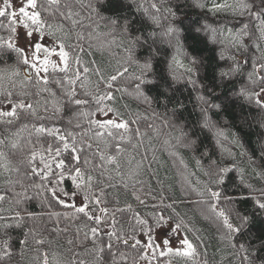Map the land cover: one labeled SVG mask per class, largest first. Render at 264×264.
<instances>
[{
    "label": "trees",
    "instance_id": "16d2710c",
    "mask_svg": "<svg viewBox=\"0 0 264 264\" xmlns=\"http://www.w3.org/2000/svg\"><path fill=\"white\" fill-rule=\"evenodd\" d=\"M218 1L199 0L204 4L203 8L196 7V0H80V3H73V12L79 13L78 16H73V19L79 23L77 26H66L61 35L69 46L66 50L70 53V59L75 53L80 56L82 64L90 69L87 74L81 76L84 87H80L81 82L76 84L77 98L88 100V103L73 106L71 112L61 111L56 114L57 118L54 120L38 121L35 117L29 119L22 117L12 127L0 124V139L7 138L10 142L19 145L18 150H12L9 145L4 148V151L9 152L13 165L19 166L21 173L29 167L30 151L35 150L38 153L37 164L40 166L39 154L43 153L48 145L55 147L58 143L46 133H36L33 125L43 124L46 128L57 127L62 131L67 129L77 134L85 133L84 142L92 143L93 150H99L106 155L117 156L112 145L119 143L124 149V152L118 156L120 168L117 169L114 164L105 163L102 177L97 172L92 173L93 176L102 180V186L109 183L116 185L107 189L109 195L106 197L111 201L107 204L110 215L106 219L111 224L114 218L115 224L111 228L108 225L102 227L109 231L123 230L131 233L134 223L133 213L139 212L147 217V214L152 211V205L159 204L163 197L164 205H172L165 215L173 216L174 223L181 219L184 221L187 230H182L181 235H186L192 241L197 254L192 257L166 256L160 258L159 264H168L169 261L170 264H246L242 261L244 253L232 247L229 236L231 235L236 243H245L249 246V251H254L264 240V210L259 209L255 204V200L261 195L260 189H264V181H261L258 176V173L264 171V160H261V152L264 151L261 147L264 145V109L255 102L249 104L238 99L225 103L222 110H213V118L218 122L217 127L224 133L223 137H217L214 132L201 128L200 109L203 105L197 101V90H194L191 85L181 82L176 86L174 94L168 97L161 96L157 87L142 86V91L149 97V100L145 101L135 91V85L139 81L133 79L140 75V70L136 65H130L127 62V54L123 51L128 46L127 38L118 26L112 25L111 21L117 20L120 24L126 20L131 21L130 30L133 35L136 34V29L147 31L150 23L148 17L154 14L150 5L156 2L162 11L172 7L178 16L185 19L186 23L192 21H195L197 25L208 23L216 28L218 31L215 42L212 33L208 32L195 39H192L190 34H186L188 39L185 44L190 46L186 50L191 56L202 60L198 75L193 76V79H198L204 85L200 91H203L205 96L220 94V99L223 100L242 88L251 91L255 87L249 81L248 74L253 72L254 64L258 61L264 62V35H262L264 14L257 18L252 13H264V9L259 6V0H245L250 6L248 9L238 7L240 0ZM213 2L227 4L229 7L210 11ZM2 3L3 0H0V4ZM135 3L139 6L134 7ZM81 4L84 7H81ZM0 23L6 25L7 20L0 19ZM244 24L248 25L244 31H247L249 35H244L240 31ZM229 29L232 30L231 34ZM0 33L7 35L2 28ZM77 33L81 34L79 40ZM76 44L83 48V52L74 47ZM146 54L147 50L144 48H140L139 51L133 50V55L143 57ZM172 54H174L172 48L166 51L162 48V57L154 62L157 78L165 74L164 61ZM179 59L188 63L183 54ZM14 64V57L0 58V69L8 68L10 72L9 66ZM231 65H238L239 71L221 81L219 71L226 70ZM73 67H75L74 62ZM123 67H128L129 71L113 84L115 99L105 103L118 109L124 119L137 121L131 127L133 129L138 127L141 135L136 136L134 132H129L127 136L130 140L123 141L119 140V137L113 140L107 136L99 140L93 139L91 137L96 129L94 126H89V116L74 119L73 124L69 125L68 120L73 113L95 112L96 105L92 97L107 91L102 85L98 88L99 77L94 69L99 68L107 80L117 71H123ZM257 75H264V73H257ZM23 78L21 75L20 80L16 81L14 91H20L22 86L20 82ZM3 86L5 89H11L7 79L3 82ZM48 87L51 91H56L55 84L50 82ZM28 88L30 91H36L32 85H28ZM54 99L63 104V97L59 93L56 97H52L49 92H40L38 96L31 97L37 109L36 115L51 116V106H49V112L45 113L44 101L51 102ZM37 100L39 104L36 103ZM215 102L219 103L220 100ZM100 116L97 113L91 118L99 119ZM77 123L81 125L80 128L75 127ZM23 125H27L26 130H22ZM184 134H187L188 140L184 139ZM217 139L220 141L219 144ZM190 140L196 143L186 146ZM223 149H229L235 153L234 160L237 168L226 174L222 185H213V188L227 195L243 197L236 199L233 204L219 205L226 210H231V222L234 225L241 224L237 212L249 218L241 227L240 233L230 234L223 225L222 218L206 210L202 211L206 209V205L197 203V201L208 199L207 195L200 196L199 193L205 191L204 185L208 181L205 171L208 169L210 159L221 163V166L233 160V157L228 156ZM93 150H86L89 158ZM132 157L135 159L130 165L129 160ZM142 157L147 159L144 160L139 174L132 175L136 171V162L141 161ZM197 161L200 163L198 164ZM95 163L100 164L101 161L97 158ZM241 169L245 182L252 185V191H248L244 185L240 184ZM119 173L124 174L127 188L122 186ZM16 178L14 172L5 173L0 170V194L8 197L5 201H0V215L8 217L9 219L4 221L8 223H14L11 218L18 210L11 193L21 192L22 189L19 186L10 189L5 185L8 179ZM33 182L39 183V178L33 177L25 181L26 184ZM65 187L69 185L66 184ZM136 195H139L145 204H141L136 199ZM27 197L26 202L20 206L26 210L21 212L26 219L21 227L9 230V235L12 237L11 252L9 256L0 259V264H45V258L47 264H78L79 261H83L84 264H96V253L86 251L93 245L84 240V233L88 232L90 235L89 228L93 225L83 214L65 215V213H73L74 210L55 203L48 207L47 203L41 202V195L32 188L27 191ZM76 203H80L79 197L76 198ZM129 205L131 210H128ZM113 209L125 211H116L113 217ZM28 212L37 214L38 219H27ZM52 213L60 215L56 216ZM29 227L35 229L36 239L44 240L43 245L36 244L31 237L27 244L20 243L24 239V232L28 231ZM4 238V230L0 229V240ZM138 238L143 239V237ZM112 251L117 253L116 248ZM119 252L126 253L128 259L121 262L117 253V264H133L136 258L135 252L123 246L119 247ZM141 261L139 260L138 264H141Z\"/></svg>",
    "mask_w": 264,
    "mask_h": 264
},
{
    "label": "snow or ice",
    "instance_id": "6c2138e0",
    "mask_svg": "<svg viewBox=\"0 0 264 264\" xmlns=\"http://www.w3.org/2000/svg\"><path fill=\"white\" fill-rule=\"evenodd\" d=\"M73 3H80V0H3L0 5V19L7 20V24L0 23V28L6 31L7 35H0V58L14 57L15 64L8 68L0 69V124L6 127H12L22 117L29 119L35 117L36 120L57 118V113L67 110H72L73 106H81L88 103V100L77 98L76 84L81 82V76L87 74L90 69L82 64L79 55L73 53L70 59V53L66 50L69 46L61 35L64 33L66 26H77L78 21L73 19V16H78L79 13L73 12ZM259 6L264 9V0H259ZM81 7H84L81 4ZM154 10V14L148 17L150 22L147 31L136 29V34L133 35L131 29V21H124L120 24L117 20H112L113 26H118L124 36L127 38L128 46L123 49L127 54V62L136 65L140 70V75L133 77L139 81L135 85V91L139 97H143L145 101L149 100L147 94L142 91V86L151 85L160 90V95L168 97L174 94L176 86L181 82L191 85L194 90H197V101L203 105L201 107V123L202 129L214 132L217 137H223L224 133L217 127V121L213 118V110H222L225 103L242 99L251 104L255 102L261 109H264V75H257V73H264V62L258 61L254 64L253 72L248 74V79L251 82L253 89H240L234 92L231 97L220 99V94L205 96L203 91L204 85L198 79H193L194 75H198V70L202 64V60L196 56H191L187 52L185 41L188 39L186 34H190L192 39H195L201 34L208 32L212 33L213 41L217 29L213 28L208 23L197 25L195 21L186 23L183 17L177 15V12L169 7L161 10L156 2L150 5ZM196 7L203 8L204 4L196 0ZM223 7H229L227 4H220L213 2L210 11H219ZM239 8L248 9L250 6L245 0H240ZM147 11V9H145ZM166 13V14H165ZM257 18L262 14L261 12L252 13ZM264 24V21H262ZM184 25V27H181ZM247 24L242 26L240 31L244 35H249L247 31ZM232 30L229 29L231 34ZM264 35V31H262ZM81 38V34L77 33V39ZM75 48L83 52V48L76 44ZM140 48L147 50V54L143 57L133 55V50L139 51ZM162 48L166 51L168 48L174 50V54L165 59L166 72L161 74L159 78L154 72L155 61L162 57ZM183 54L188 63H184L179 59ZM55 57V58H53ZM223 59V57H221ZM73 62L75 67H73ZM99 77V86H104L107 91L104 94L92 97L95 102L96 110L91 113H73V116L68 120V124L72 125L74 119H79L83 116H89V126H94L93 139H101L105 136L112 138L119 137L123 141L129 139L127 136L129 132H134L136 136H140L139 128L133 129L131 125L136 124L135 120H126L118 109L109 106L105 101H112L115 99L113 94V84L118 78H123L128 73V67H123V71H117L105 79L103 73L99 68L94 69ZM239 71L238 65H231L226 70L221 69L218 73L221 81L224 78ZM29 72L31 74H29ZM72 73V75H69ZM23 75L21 88L19 92L14 91L16 88V81L13 77ZM256 77L255 79L253 77ZM7 79L11 85V89H5L3 82ZM56 85V91H51L48 87L49 83ZM259 82V83H258ZM28 85H32L36 91H30ZM41 85H43L41 87ZM83 88V82L80 83ZM118 90V89H116ZM40 92H49L52 97H56L59 93L63 97V104L57 100L51 102L44 101V111L49 112V106L52 109V115L47 117L37 116V109L31 100V97L38 96ZM220 100L219 103L215 102ZM39 104V101H36ZM6 109V110H5ZM99 113L104 119H92ZM111 114V115H110ZM36 133L44 134L53 137L58 141L57 145L53 147L48 145L44 152L39 154V165L37 164L38 153L35 150L30 151L28 157L29 167L25 168L23 173L19 166H14L13 161L9 158V152L4 151V148L10 145L12 150H18L19 145L15 142H10L7 138L0 139V170L5 173H15L16 179H8L5 187L15 189L19 186L21 192H12L13 202L17 206L14 216L11 218L14 223L4 222L9 218L0 215V229L4 230V239L0 240V259L7 257L11 252V240L9 230L19 228L26 217L21 215V212L26 211L20 206L28 199L27 191L29 188L34 189L41 195V202L47 203L51 207L53 203L63 205L65 208L73 209V213H65V215H79L83 214L87 221L91 223L89 232L84 233V240L89 241L93 247L86 249V251L96 253V264H117L116 255L119 254L121 262L128 259L126 253L119 252V247L130 248L136 253V258L133 264H138L139 260H146L148 264H159L160 258L166 256H184L192 257L197 254V249L192 241L186 235H181L182 230H187L184 221L173 222V216H166L165 212L172 208V205H164L163 197L159 204L152 205V211L147 214V217L142 216L139 212H134L132 220L134 221L131 233L127 231H109L102 227L108 225L109 228L114 227V218L109 224L110 210L107 204L111 201L106 199L109 193L107 189L116 187L112 184H103L102 180L93 176V172H97L99 176H103L104 164L111 163L120 168L118 156L124 152L119 143L112 145V148L117 153V156L106 155L99 150H93L92 143L84 142L85 133L77 134L70 130H61L57 127L46 128L43 124L39 126L33 125ZM76 128H80L79 123L75 124ZM27 125L22 126V130H26ZM122 130V131H121ZM184 139L188 140L187 134H184ZM226 139V137H225ZM219 139L217 143L219 144ZM196 141H188V145H194ZM264 149V145L261 146ZM86 150H93L91 158H89ZM228 156L233 157V160L221 166L215 160L210 159L208 169L205 175L208 181L205 183V191L200 192V196H208L207 200L197 201L198 204L206 205V210L216 217L222 218L223 225L227 228L229 233H240L241 227L248 221L247 216H242L237 212V217L240 219V225H234L231 222V210H226L219 207L221 204L230 205L238 198L233 195L224 194L220 190H215L213 185H222L225 182L226 174L237 168L234 157L229 149H223ZM205 155H208L205 153ZM245 155V153H240ZM47 157V158H46ZM101 161L96 164V159ZM135 158L129 160L131 165ZM147 157H142L141 161L136 162V171L132 175L139 174L142 164ZM261 160H264V151L261 152ZM199 164L200 162L197 161ZM150 166V165H149ZM240 184L248 191H252V185L247 184L244 180L243 170L241 169ZM121 176V184L124 188L128 184L124 182V174ZM259 179L264 181V171L258 173ZM33 177L39 178V183L26 184L25 181L31 180ZM68 184L69 187H65ZM261 195L255 200V204L259 209L264 210V189H260ZM135 194V192L133 193ZM80 198V203H76V198ZM7 195L0 194V201H5ZM136 199L145 204L144 200L136 195ZM155 199V197H153ZM131 210V206H128ZM116 211L124 212V209H113L112 214ZM52 215L59 216V213H52ZM27 219H38L37 214L28 212ZM59 231V229H57ZM66 231V230H65ZM24 239L20 241L21 244H27L29 237L34 240L36 244L43 245V239H36L35 229L28 228L24 232ZM106 237V239L104 238ZM143 237V239L138 238ZM173 237L178 241L179 246L173 247ZM229 242L233 248H237L244 253L242 261L246 264H264V240L254 251H249V246L245 243H236L232 236H229ZM72 243V241H69ZM116 248L117 253L112 250ZM107 256V258H106ZM45 264L47 259L45 258ZM78 264H84L79 261ZM170 264V261L168 262Z\"/></svg>",
    "mask_w": 264,
    "mask_h": 264
},
{
    "label": "rangeland",
    "instance_id": "374dc122",
    "mask_svg": "<svg viewBox=\"0 0 264 264\" xmlns=\"http://www.w3.org/2000/svg\"><path fill=\"white\" fill-rule=\"evenodd\" d=\"M225 0H219L218 2H224ZM17 2H18V0H17ZM139 5L138 4H136L135 3V5H134V7H138ZM0 35H1V33H0ZM3 35V34H2ZM53 58H55V57H53ZM20 77L21 76H19V77H13L12 79H14L15 81H19L20 80ZM263 99H264V97H262ZM242 102H244V103H246V101H243L242 99H240ZM6 110V109H5ZM101 117V119H104L105 117H103V116H100ZM172 246L173 247H178L179 246V243H178V241L173 237V243H172ZM147 262L148 261H146V260H142L141 261V264H147Z\"/></svg>",
    "mask_w": 264,
    "mask_h": 264
}]
</instances>
